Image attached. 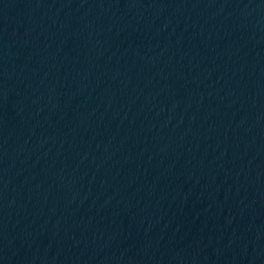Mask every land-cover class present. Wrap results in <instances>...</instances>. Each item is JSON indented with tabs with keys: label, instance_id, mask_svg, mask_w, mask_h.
<instances>
[{
	"label": "water",
	"instance_id": "obj_1",
	"mask_svg": "<svg viewBox=\"0 0 264 264\" xmlns=\"http://www.w3.org/2000/svg\"><path fill=\"white\" fill-rule=\"evenodd\" d=\"M0 264H264V0H0Z\"/></svg>",
	"mask_w": 264,
	"mask_h": 264
}]
</instances>
